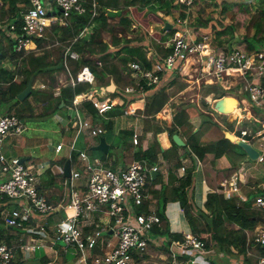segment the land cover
<instances>
[{"label": "trees", "instance_id": "obj_1", "mask_svg": "<svg viewBox=\"0 0 264 264\" xmlns=\"http://www.w3.org/2000/svg\"><path fill=\"white\" fill-rule=\"evenodd\" d=\"M1 1L0 33L5 34L8 43L7 45L0 43V106L3 102H7V112L14 113L19 119H25L26 117L34 116V101L41 102L43 112L38 114V116H48L55 114L60 109H67L77 94L91 90L92 88H96L99 92H102L101 87L113 81L116 89L113 92H105V94L112 97V99L122 96L124 98L123 104H116L104 116L97 112L91 101H83L80 105L81 110L90 114L95 125L104 128L103 133H108L114 129L116 125L114 118L119 116L131 117L129 119L131 125H119L117 140L114 144H109L106 153L103 152L101 159L104 163L107 165L108 160L111 159L112 164H115L118 157V154L116 155L117 148L124 144H130L129 146L132 147V158L130 161L146 160L149 163L156 164L159 162L160 155L167 158L179 147L172 139V135L178 133L186 141L184 148H189L188 155L192 159L195 157V159L200 160L204 167L207 164L205 168L206 177L213 181V184L210 183L211 190L206 194L203 203L204 208H200L195 205L191 192L195 176L194 164L187 167L184 174L177 179L169 174L167 183L162 181L158 173L152 178L151 183L153 185L149 187V191L157 195L155 212L160 217L161 223L153 226L151 234L163 238V251L170 255L171 242L173 240H183L184 238V233L172 232L170 230V222L165 213L166 204L169 201H178L191 233L204 240L205 249L218 244L221 249L230 250V245L233 244L237 246L239 252L245 253L247 246L245 231H251L257 227L260 221L256 217L264 216V213L252 206L250 197L252 192L248 194L249 197H247L246 201L239 203L235 194L230 198H226L218 190L219 186L216 183V178L220 176V172L223 177L230 176L237 168L238 163L246 158V153L242 147L224 137L222 133L216 140H211L205 135L212 126L217 124L214 121L213 115H211V113L213 114L216 111L211 109L210 112H204L190 102H185L175 106L176 110L172 114L171 119H157L156 114L171 99L173 90L176 89V92H178L184 88V85L181 82H177L174 78L169 79L168 82L161 86L167 74L173 72L165 70L160 72V81L158 83L151 85L144 83V87L140 93L147 94L143 108L137 109L136 114H124V110L135 102L133 98L137 97L138 100L143 96L138 93L134 95L123 93L127 85L135 83V80L130 75L128 63L136 61L143 68L151 67V61L147 57L145 45L140 42L132 43V36L135 32L133 24L136 23L148 28L153 18L165 23L166 19L164 20L162 17H159L158 12L161 11L169 14L172 9L176 8L179 11L178 16L181 17L177 16L174 20H168L167 22H170L171 29H167L164 36L161 35L160 37V41L166 44L175 32L177 20L183 19L186 23L188 22L186 17L187 6L180 0H94L96 2L94 8L92 5L93 0H84L86 5L85 12L81 14L71 13L65 25H51L50 31L53 37L57 36L58 44L40 53L37 50L19 52L14 49V35L20 31L22 12L29 4V0ZM215 4L220 11L219 14H223L222 12H225L233 3L230 4V0H219V2L214 1ZM108 9H121L122 12L120 15L110 16L107 15ZM240 11L242 14L250 13L242 36L235 34L237 28L233 21L224 25L215 23L210 25L209 22L212 19L208 18L213 17L212 15L208 16V18H198L197 22L192 24L193 29L191 31L197 38H202L203 35L207 34L209 41L218 39L221 44L223 40H220V37L224 34H229L230 37L228 39H231V48H240L249 52L264 48V0L257 1V4L255 0H245L244 4L240 7ZM12 25L16 27L11 29ZM89 25L92 27L90 34L87 37L77 38L72 42L74 37L84 27ZM206 28H208L207 31L204 30ZM155 34L157 35V33ZM42 40L45 39H36V48L42 46ZM70 44L71 50L80 54L78 60L70 57L64 59L62 55L63 49ZM161 50L159 58L161 56L162 58L165 57L172 48L171 46H162ZM5 59L12 61L15 67H3L2 61ZM64 61L68 64V69H66ZM98 61L100 62L99 64ZM83 65L89 66L93 71L95 83L91 84L85 81L76 82L75 84L70 82L65 83L59 86V92L55 94L54 90L58 87L56 73L60 70L67 73L68 77L69 75L75 76ZM17 77H19L18 80L16 79ZM31 77H33V81L38 79L47 81L49 78L51 80H49L48 84H45L44 88L32 87L30 95L20 101L17 95L25 88ZM257 81L264 86V78H258ZM215 90V85H208L205 90V96ZM150 91L153 92L148 95ZM223 95L224 91L221 90L217 97H222ZM30 98L33 99V102H31L32 99L30 100ZM234 114L239 115L237 110ZM195 116L199 118H196L199 121L197 127L194 126ZM138 123L142 127L144 135L150 132L152 139L149 142L146 139L142 140L134 146L132 137ZM233 126L234 124L231 123L230 131H233ZM163 131L168 132L172 141V145L168 149H162L157 139L158 133ZM101 136L106 140L104 135ZM160 141L163 145L167 143L165 134L163 137H160ZM77 147L79 149L78 145ZM111 147L115 149L116 153H110ZM208 154H213V158L209 159L207 157ZM77 155L78 150H73L71 162L75 161ZM63 161L64 159L61 158L57 162L62 163ZM251 163V167L245 171L242 179H239L240 186L245 182L248 183L259 179L264 180V154L263 159L252 160ZM53 164H55V161H52L49 166H45L43 169L50 177L51 182L49 183H56V179H65L63 175L59 174L61 176L59 177L52 173L51 166ZM180 166V160L173 164L174 168ZM156 184H159L158 189L153 188ZM63 192L64 190L61 191V197H64L65 193ZM10 203L11 201L7 197L0 199V242H6L8 245L16 242L18 237L16 233L20 232L18 229L6 225L5 220L1 216V209ZM139 210L148 211V201ZM231 225L233 226L231 227ZM254 249L259 256L264 250V245H258ZM188 256H190V253L187 252H184L183 256L178 255L179 258H187ZM35 260L44 264L48 261V258L35 257ZM246 260L252 261V257L244 255V261ZM10 264H21L20 259H14ZM204 264H212V262L208 261V263Z\"/></svg>", "mask_w": 264, "mask_h": 264}, {"label": "built area", "instance_id": "obj_2", "mask_svg": "<svg viewBox=\"0 0 264 264\" xmlns=\"http://www.w3.org/2000/svg\"><path fill=\"white\" fill-rule=\"evenodd\" d=\"M180 1L189 7L196 0ZM92 5L95 8L94 0ZM85 10L84 0H29L22 12L20 31L14 35L15 50L29 51L32 47L35 48L36 39L45 36L47 27L51 24L65 25L71 13L81 14ZM184 24L182 19L175 23V32L169 39V45L167 43L172 50L165 57L147 56L151 67L143 68L136 61L128 63L135 83L127 85L125 92L131 95L140 92L144 83H158L160 72L175 71L182 67L184 60L197 56L202 64L203 76H210L213 80H226L225 73L228 76L234 73L242 75L243 89L252 106L247 119L251 123L239 127L242 119L238 118L239 115L235 116L233 120L240 124L237 126L235 123L234 132L238 131L237 137L250 143L254 137L261 136L264 139V86L257 81L258 78H264V48L254 52L240 48H211L203 53L206 46L210 45L208 35L197 38ZM15 27L12 25L11 29ZM90 31L91 25L84 27L72 42L88 35ZM63 57L78 60L80 54L71 50L70 44L63 50ZM68 78V82L72 84L95 81L94 73L87 65H83L75 76L69 75ZM40 86L44 87L43 84ZM54 91L58 94L59 86ZM86 100L93 103L99 114H104L116 101L107 94H100L95 88L81 92L73 98L68 107L71 111L68 116L74 135L66 157L71 160L72 151L78 150L75 161L81 162V167L75 168V161L71 162L67 191L61 200L52 202L42 189L38 174L46 165H36L30 159L8 157L0 151V199L7 197L12 203V207L6 205L1 209V216L6 225L20 231L16 233L18 237L14 244L0 242V264H10L17 259V253L18 258L23 260L42 244H49L53 249L55 245H59L64 253L72 248L79 264H138L139 257L146 253L151 230L161 221L155 209L150 206L148 211L139 209L148 201L152 172L159 171V167L146 160H132L125 166L113 168L106 165L101 158H91L85 150L78 149L77 140L84 131L89 135H100L104 132V128L95 125L91 118L82 116L79 106ZM23 129V121L17 115L12 112L1 113L0 146L11 133H19ZM139 136V132H134V144L138 143ZM63 146V143H57L55 152H60ZM256 147L259 151H264L263 140ZM261 152L258 160L263 159ZM180 169L183 171L184 167ZM244 171L241 166L219 182L218 190L226 198L235 194L239 203L247 200L239 184ZM58 172L63 175V168L60 167ZM252 190V206L264 211V193H259L254 187ZM64 207L72 209L73 213L59 218L57 213ZM51 216L55 218L52 224L42 221ZM247 236L256 245H264V226L258 225L250 233L247 232ZM50 238L53 240L50 241ZM112 238H117V241L114 243ZM204 244V240L193 233H184L183 240H175L170 245L173 263L195 264L196 258L192 251L202 250ZM184 252L190 253V256L180 259L178 255L182 256ZM53 263L54 260L45 264ZM251 264H264V250Z\"/></svg>", "mask_w": 264, "mask_h": 264}, {"label": "rangeland", "instance_id": "obj_3", "mask_svg": "<svg viewBox=\"0 0 264 264\" xmlns=\"http://www.w3.org/2000/svg\"><path fill=\"white\" fill-rule=\"evenodd\" d=\"M234 1L235 2L232 5H230L229 8L227 10H225V12H222L223 14H219L220 11H219L218 7L216 5H214V3L212 4L213 6H208V9L210 10L208 15L213 16V17H209V18L202 16L208 10H204L203 5L201 3H198L196 5L197 6V12H195V14H193V15L187 14L188 22L186 24H184V27L185 28L188 27L190 30H191V28L193 29L192 24L197 22L198 18H200V19H203V18L212 19L209 22L210 25H213L214 23L218 24V25H224L226 23H229L230 21H233L236 28H237L235 34L242 36L244 34L245 25L248 22V16L250 13H243L242 14L240 11V7L244 4L245 0H234ZM257 1H259V0H255L256 4H257ZM234 6H236V7H234ZM195 15L201 16V17H197ZM174 18L175 17H172L173 20H174ZM140 27L136 28L132 37H134L136 35H138V37H140L142 34H145V33L147 35L149 34L150 29L145 30V29H141ZM153 34H155V32ZM229 37H230L229 34H224L223 36H221L220 40H223L222 44L218 41V39H213L212 41H210V43H209L210 45L208 44L209 46H206V51H210L211 48L212 49H214V48L215 49H225V48L231 49V39H228ZM133 40H134V38H133ZM169 41L167 42L168 45L170 43ZM167 43H166V45H167ZM150 57L154 58L155 56H150ZM202 59L203 58H201V60ZM201 65L202 64L200 62V59L197 56L189 57L188 59L183 61L182 67L179 69H176L172 76H170L165 82L163 80V83H166V82H168L169 79L174 78L175 80H177V82H181L184 85V88L178 92H176V89L173 90V94H172L171 99L165 104L164 108L160 111V115L158 117H160L161 119L169 120L172 117V114L174 113V111L176 110L175 106L183 104L185 102H190L191 104L195 105L201 111L210 112V110L213 109L212 105L215 101L214 99L217 98L218 93L221 90H225L224 95H227L229 93L234 94V95H238V96L243 95L240 92L241 91L240 85L242 86V83H243L242 82V75H239V78H240V80H239V78L237 77V74L228 76L227 73H225L226 80L222 84H219V83L215 84V86H216L215 92H211L210 94L205 96L206 95L205 90L209 84H205L204 80H206L207 82H212L213 78H211L210 76H204L203 77V75L201 74ZM56 74H57L56 75L57 81H58L59 77L61 79H63L62 81L59 80L61 84L63 83L62 85H64L65 83H69L68 82L69 78L67 76V73L61 72L60 74L59 73H56ZM49 80H51V79L49 78ZM43 81L44 80H42V79H38L35 83L37 85H39V82H43ZM48 83H49V81H47L45 84H48ZM94 83H95V81H94ZM239 83H240V85H239ZM110 84H111V82L108 85L104 86V88L107 89V86H109ZM152 92L153 91H150L148 93V95L151 94ZM99 93L105 95V91H102ZM110 98H112V97H110ZM31 99L32 98H30V100ZM133 99L137 100V97H135ZM238 100H240V102H242L241 99H238ZM234 101H233V103H234ZM34 105H35L34 116L26 117L24 119L23 124L25 126V129L20 134L21 140H22V138H26L25 144L19 146L17 151L22 156H26L25 158H31L32 162L36 165H38L41 162H45V161L49 162L50 160L57 162L56 160L59 157H61L65 152L68 151V146L72 140V135H73L72 134V130H73L72 129L73 128L72 122L69 121V116L67 115V109L66 108L60 109L55 114L48 115V116H38V114H41L43 112V108L41 106L42 103L34 101ZM238 105H239V102L236 104L237 107L235 108V110L231 113H234L237 110L239 117H240L241 116L240 111H239L240 106H238ZM240 105H241V103H240ZM134 106L137 107L136 105H134ZM241 107H242V105H241ZM220 110H222V109H220ZM220 110L218 109V112H215L213 114L211 113V115H213V117H214V121L217 122V124H215V126H212L205 133L211 139L213 137H215L216 134L219 133V129H220L221 125H224L227 128H230L231 123H233L234 129H236L235 123L232 122V120L234 118L233 117L229 118L230 111L229 110L228 111H226V110L220 111ZM81 114L83 117H89L92 119L90 114L85 113L83 110H81ZM58 115H60V116H58ZM100 115L104 116L105 114H100ZM196 118H198V117L195 116V119H194L195 125L194 126L197 127L199 125V121H198L199 118L198 119H196ZM129 119H131V117H129V116H119L117 118H114L115 123H116L114 129L108 133L101 134V135H104L106 137V141L108 142V144H112V143L114 144V142L117 140L116 137L118 136L117 132L119 131V125H123V126H130L131 125V123L129 122ZM243 119L244 120H241L242 124L239 127H245L246 125H249L247 118H243ZM120 122H121V124H120ZM229 122H231V123H229ZM101 124H103V123H101ZM239 127H237V128L239 129ZM134 131L135 132L141 131L143 133L142 127L139 125V123L137 124V128L135 127ZM235 133L239 134L238 131H236ZM101 135H89L86 131H84L81 134V136L79 137V140L77 143V145L79 146V149L85 150L91 158H93V157L101 158L103 155V152L99 149L93 148V146L99 142V140H100L99 137ZM144 136H145L144 133L141 135V138L139 136L138 143H140L141 139H143ZM151 139H152V134L149 133L146 136V140H148V142H149ZM261 140H263V138L261 136L258 138L254 137L253 138L254 146L256 145L259 147ZM60 141L64 142V150L57 153V152H55L54 149H55L56 143L60 142ZM134 146H135V144H134ZM262 149H264V148H262ZM122 150H123V147L121 146V147L117 148V153H116L115 149L113 147H111L110 153L111 154L116 153V155L118 154L117 162H120L122 160V161H126L128 163L132 158L131 157L132 147H129L128 149H126V151L123 152L121 155V154H119L118 151H122ZM248 162H250V164H252L251 163L252 160L248 161ZM73 166L75 168H80L81 162L75 161ZM237 167H238V165H237ZM57 170H59V169L57 168ZM53 174H56L59 176L60 173L59 172L57 173L54 171ZM59 177H61V176H59ZM49 178L50 177L47 175L45 170H41L40 173L38 174V179L44 185L43 188L46 190H51L52 191L51 193H54L57 191V189H54L52 186L49 187V189L46 187L49 184ZM56 180H57L56 183H53V185H56L58 187V191L56 192L57 196H58V194L59 195L61 194L62 190H64L63 193H66L69 178L65 177V179H56ZM60 189H62V190H60ZM258 210L261 211L262 213H264V211H262L261 209H258ZM72 213H73L72 209L64 207L61 210H59V212L57 214H58L59 218H65L69 215H72ZM40 218H43V217H40ZM48 218H46L45 220L42 219V221H46V223L52 224L53 222H49ZM51 219L53 221H55L53 216H51ZM259 225L264 226V223L260 221ZM49 240L52 241L53 239L50 238ZM112 241L115 243L117 241V238H112ZM173 247L175 248V246H173ZM192 252L194 253V251H192ZM31 254H33V255H31ZM31 254L29 256H26L27 259L22 264H41L38 260H35V257H37V258H43V257L50 258V255H54V249L52 247H50L48 244H46V245L42 244L40 247L35 249V251H32ZM153 255L157 256V257H161L159 254H156V253H154ZM18 257H19V253H17L15 255V258H17V260H19ZM66 257L68 258V261H69L68 264H74V261H76V259L78 258L76 255H74V250L72 248H70V250L66 253ZM51 259L54 260L53 264H63L61 262L62 257L59 254L57 257H55V258L52 257ZM162 259H169V257H164Z\"/></svg>", "mask_w": 264, "mask_h": 264}, {"label": "crops", "instance_id": "obj_4", "mask_svg": "<svg viewBox=\"0 0 264 264\" xmlns=\"http://www.w3.org/2000/svg\"><path fill=\"white\" fill-rule=\"evenodd\" d=\"M214 1H218L219 2V0H196V1H194L193 5L187 7V14H189V15L195 14V12H197V6L196 5L198 3H201L203 5V9L204 10H208L202 16L203 17H208V16H210V15H208L209 12H210V10L208 9V6H213L212 4L214 3ZM234 2H235L234 0H230V4H232ZM1 4H2V1L0 0V6H1ZM178 14H179V11L176 10V8L175 9H172L169 14L163 13L161 11L158 12L159 17H162L164 20L166 19V22L168 20H172V17H177ZM195 16H197V15H195ZM178 17H181V16H178ZM197 17H201V16H197ZM166 22L164 23L163 21H161L159 19L153 18L152 21L150 22L148 28L143 27L142 25H139V24H136V23L133 24L134 31L136 30V28H138V27L141 26L140 27L141 29H145V30H149L150 29V32H149L148 35L145 33V34H142L140 37H138V35L134 36L133 37L134 40H133L132 43H139L140 42L143 45H145V48H146V51H147V56H156V57H159L161 55L160 53L162 52V50H161L162 46L163 47L164 46L167 47L166 44H164V43H162L160 41L161 35L164 36L165 31H166V29H165ZM51 25L49 27H47V29H46V34L43 37L45 40H42V46L40 48H38V47L36 48L35 47L36 49L34 47H32V50H37L38 52L42 53L43 51H45V49H50L52 47H55L58 44V38H57V36H54L53 37L52 36V32L50 31ZM191 30H192V28H191ZM204 30L207 31L208 28H206ZM154 32L157 33V35L153 34ZM159 34H160V36H158ZM0 43H2L3 45H7V43H8V39H7V37L5 36L4 33H0ZM161 44H164V45H161ZM36 46H37V44H36ZM62 55H63V53H62ZM66 64L67 63L64 61V65H65L66 69H68V64L67 65ZM2 66L3 67L14 68L15 67V64L12 61H9V60L5 59V60L2 61ZM172 71L173 72H170V73L167 74L166 78L164 79V82L170 76H172L174 74L175 71L174 70H172ZM61 72L62 71L59 70L57 73L60 74ZM234 74H237V73H234ZM237 77L239 78V75H237ZM16 79L18 80L19 77H17ZM59 80L62 81L63 79H61L59 77L58 78V81H57L58 86H61L63 83L61 84ZM239 80H240V78H239ZM47 81H49V79ZM47 81L44 80L45 83ZM224 81H225L224 79H222V80H213L212 82H207L206 80H204L205 84H209V85H212V84L215 85V84H218V83L219 84H222ZM40 84H41V82H39V85ZM163 84L164 83L162 82L161 86ZM39 85L36 84V86H39ZM239 85H240V83H239ZM240 87H241V91L240 92L243 95H240V96L236 95L238 97V99H241V101H242V102H240V100H239V103H241L242 107H241L240 104L238 105V106H240V110L239 111H240V114H241V116L238 117V118L239 119L241 118L242 120H244L243 118H247L248 119V115H249V113L251 111L252 106H251L250 100L248 98V94H246L245 91H244V89H243V85L242 86L240 85ZM223 91L225 93V90H223ZM212 92H215V91H212ZM146 96H147V94H144L143 96L140 97V99L135 100V102L133 104L136 105L138 109L143 108V105H144L145 97ZM114 99L117 100V97L114 98ZM31 102H33V100H31ZM7 107H8L7 102H3V104L0 106V114L1 113H4V112H7L6 111L7 110ZM236 107L237 106H235L233 109H235ZM216 112H218V111H216ZM70 113H71V111L69 109H67V115H69ZM159 115H160V112H158L156 114L157 119L160 118V117H158ZM58 116H60V115H58ZM242 116H243V118H242ZM21 120L24 123V119H21ZM232 121L234 123H236L237 126L240 123L242 124V122L237 123L236 120H232ZM247 121L249 122V124L251 123L249 120H247ZM229 123H231V122H229ZM136 128H137V126H136ZM24 129H25V126H24ZM223 129L230 130L226 126L221 125L220 126V129H219V133L216 134L215 137H213L212 139L210 138V139L211 140L218 139L221 136V133L223 134ZM233 131H234V127H233ZM21 133L22 132H19V133H11L4 140V142L2 143V145L0 146V151H2L8 157H18L21 160H24V159L25 160H27V159H30L31 160V158H25L26 156H22L17 151L18 147L21 146V145H24L25 144V141H26V138H22V140L20 139V134ZM139 133H140V135L143 134L141 131ZM149 133L150 132L146 133L145 136H144V138L141 139V141L142 140L144 141L146 139V136ZM72 134L74 135V129L72 130ZM164 134L166 135V138H167V143L165 145H163L161 143V141H160V137H163ZM205 135L207 136V134H205ZM233 135L235 136V134H233ZM180 137L183 139V141L186 144V141L184 140V138L181 135H180ZM235 137L237 138V136H235ZM157 139H158V141H159L162 149H168L172 145V141L169 138V134H168L167 131H163V132L158 133ZM60 142L64 144L63 141H60ZM60 142H57V143H60ZM129 145L130 144L122 145L123 150L122 151H118L119 154L122 155V153L125 152L126 149H128L130 147ZM62 150H64V146H63ZM188 153H189V148L188 147L184 148V146H179L175 150V152L173 154L169 155L167 158H165L162 155H160L159 162H158V164L160 165V171L158 172V174L160 175L162 181L165 182V183H167V180H168V178H169L170 175H173V177L176 178V179L182 175V170L180 169L182 166L187 168V167L191 166L192 164H194L195 165V176H194L193 190H191V192H192V195H193V200L195 202V205L198 206V207H200V208H204L203 207V203H204V200H205V197H206L207 192L211 190L210 183L213 184V181H212V179H208L206 177L205 168L207 167V164L204 167L203 163L200 160L195 159V157H193L194 159H192L188 155ZM67 155H68V151L65 152L61 157H59L56 160V161H58L61 158H63L64 161L62 163L61 162H59V163L58 162H55V164L52 165L51 169H53L55 172H57V168L59 169V167H62L64 165V162L67 159V157H66ZM212 156H213V154H208L207 155V157L209 159L210 158H213ZM178 160H180L181 166L180 167H177V168H174L173 167V164L176 161H178ZM50 161L52 162L53 160H50ZM50 161L49 162L48 161H45V162H41V163H43L44 165L49 166V164L51 163ZM111 161L112 160L109 159L107 165L110 166V167H113V168L118 167V166H125L127 164L126 161H122V160L120 162H116L115 164H112ZM218 165H219V163H218ZM218 165H216V167H218ZM251 165L252 164H250V162H248L245 159L244 161H242V162H240L238 164V167L233 172L237 171V169L239 167H241V166H243V168L247 170L248 168L251 167ZM223 178L224 177L221 175V172H220V176L218 178H216L217 179L216 180V183H217L218 186H219V182ZM39 182H40V184H42L40 180H39ZM49 182H51L50 178H49ZM49 184H52V185H47L46 187L48 189H49V187L52 186L54 189H57V191H58V187L56 185H53V183H49ZM152 185H153L152 183H149V187H151ZM42 186L44 187L43 184H42ZM43 187H42V189L45 190V192L50 197V199L52 200V202L59 201V200H61L63 198L59 194L57 196V194H56L57 191L54 192V193H51L52 192L51 190H46ZM149 187H148V190H149ZM158 187H159V184H156V185L153 186L154 189H158ZM252 187H254L259 193L264 192V180L263 179H259V180H255V181H252V182H248V183L245 182V183H243L242 186H241L242 193L244 195H246L247 197H249L248 194L251 193V192H253ZM250 197H252V193H251V196ZM148 204H149L148 206H150L153 209H156V207H157L156 206L157 205V195L154 194V193H152V192H150V191H149ZM7 205H8L7 207H12V203L7 204ZM165 213H166V215H167V217L169 219V222H170V224H169L170 225V230L172 232H179V233L182 232V233H185V234L188 233V232H191L190 227H189V225H188V223H187V221H186V219H185V217L183 215L182 209L180 207V203L178 201H169L166 204ZM48 221L49 222H54L51 219V217L48 218ZM232 226L233 225H231V227ZM245 232H246V236H247V232L250 233L251 231L246 230ZM174 241L175 240H173L172 242H174ZM163 244H164L163 238H159L158 236L151 235L150 241L148 243L147 251H146V253L143 256L139 257L138 264H175V263H173L170 255L167 252H164L163 251V249H162V245ZM256 246H258V245H256L255 243H253L251 241V238L249 236H247V246H246L245 253L244 252H239L237 246H235L233 244L230 245V250L221 249L218 244L212 246L209 249H205L204 247H203L202 250L196 249L194 251V255H195V258H196V263L195 264H204V263H208V261H211L212 264H251L252 261L255 260V259H257V257H258V253L254 249V247H256ZM154 253L159 254L161 257L154 256L153 255ZM58 254L62 257V261L61 262L63 264H68L69 263L68 258L66 257V253H64L60 249V246L59 245H55L54 246V255H50V258H48V261H52L51 258L52 257L53 258L57 257ZM243 254L244 255L251 256L252 257V261H247V260L244 261V255ZM31 255H33V254H31ZM164 257H169V259H162ZM26 259H27L26 257L23 260L20 259V263L22 264ZM180 259H182V257ZM74 264H79L78 263V258L76 259V261H74ZM178 264H181V262H179Z\"/></svg>", "mask_w": 264, "mask_h": 264}, {"label": "water", "instance_id": "obj_5", "mask_svg": "<svg viewBox=\"0 0 264 264\" xmlns=\"http://www.w3.org/2000/svg\"><path fill=\"white\" fill-rule=\"evenodd\" d=\"M121 9H108L107 10V15L110 16H117L121 14ZM165 29H171V24L170 22H166L165 25ZM32 83H33V77L30 78V80L28 81L27 85L25 86V88L18 93L17 97L20 101L24 100L26 97H28L31 93L32 90ZM114 88V82L111 81V84L109 86H107V89L104 88V86L101 87V89L106 91H112ZM226 95L217 98L212 107L214 109H216L218 111V109H226L227 108V103H226ZM221 113V112H220ZM223 134L224 137L228 138L229 140L235 142L236 144H238L240 147H242V149L245 151L246 153V160L247 161H251V160H257L259 155H260V151L250 142L247 141H242L239 138H236L228 129H223ZM172 139L174 140V142L179 145V146H185V142L183 141V139L180 137V135L178 133H174L172 135ZM93 148L95 149H99L102 152L106 153L108 151L109 145L106 142L105 138L103 136L100 137L99 142L93 146ZM70 171H71V161L69 158L66 159V161L64 162L63 165V175L65 177H69L70 176ZM156 173L153 172L152 176L155 177ZM259 221L264 223V216H258L256 217Z\"/></svg>", "mask_w": 264, "mask_h": 264}, {"label": "bare ground", "instance_id": "obj_6", "mask_svg": "<svg viewBox=\"0 0 264 264\" xmlns=\"http://www.w3.org/2000/svg\"><path fill=\"white\" fill-rule=\"evenodd\" d=\"M183 20V19H182ZM185 21V20H184ZM185 24H186V21H185ZM91 30H92V27H91ZM91 32V31H90ZM90 34V33H89ZM88 34V35H89ZM88 35H86V36H82V37H87ZM81 37V38H82ZM65 49V48H64ZM63 49V50H64ZM203 53H206V49L203 51ZM151 84H156V83H150V85ZM116 89V85H115V83H114V88H113V90L112 91H110V92H113L114 90ZM109 92V91H108ZM142 91H140V92H136L135 94H140ZM123 93L124 94H126V95H131V94H129V93H126L125 92V90L123 91ZM134 95V94H133ZM140 95H144V94H140ZM112 99V98H111ZM227 101H226V103H227V108L226 109H223V110H226V111H230V114H229V118H234L235 116H237L236 114H234V113H231V112H233L235 109H233L235 106H236V104L239 102V100H238V97L236 96V95H234V94H227L226 95V98H225ZM114 100H116V99H114ZM235 100V101H234ZM233 101H234V103H233ZM124 103V98L122 97V96H119V97H117V100L115 101V103L114 104H112L111 105V107L109 108V109H107L106 111H105V113L108 111V110H110L113 106H115L116 104H123ZM133 111H132V110ZM137 107H135L134 106V104L132 103V104H130L125 110H124V114L125 115H132V114H136L137 113ZM220 110V109H219ZM220 111H222V110H220ZM104 113V114H105Z\"/></svg>", "mask_w": 264, "mask_h": 264}, {"label": "clouds", "instance_id": "obj_7", "mask_svg": "<svg viewBox=\"0 0 264 264\" xmlns=\"http://www.w3.org/2000/svg\"><path fill=\"white\" fill-rule=\"evenodd\" d=\"M14 49H15V47H14ZM32 50V49H31ZM22 51H24V50H22ZM20 52V51H19ZM24 52H28V51H24ZM37 81V80H36ZM36 81H33V83H32V87H39V88H44L45 87V82L43 81V82H41V84H43L44 85V87H41L40 85L39 86H36ZM35 83V84H34ZM91 84H94V83H91ZM96 89V88H95ZM89 91V90H88ZM102 91H103V89H102ZM104 91H106V90H104ZM106 92H108V91H106ZM224 96V95H223ZM220 98V97H219ZM216 100V99H215ZM86 101H88V100H86ZM240 104V103H239ZM69 107V106H68ZM68 107H67V109H68ZM80 107V106H79ZM213 108V107H212ZM214 109V108H213ZM215 111H217L216 109H214ZM233 122V121H232ZM230 131V130H229ZM232 132V131H231ZM234 132V131H233ZM233 134H235V136H237V134L234 132ZM101 135V134H100ZM238 138V137H237ZM240 139V138H239ZM251 144H253L254 145V143L252 142ZM255 147H256V145H255ZM257 148V147H256ZM258 149V148H257ZM259 150V149H258ZM263 152V151H262ZM59 153V152H58ZM262 154H264V153H262ZM245 160V159H244ZM243 160V161H244ZM258 160V159H257ZM71 161V160H70ZM242 162V161H241ZM240 163V162H239ZM238 163V164H239ZM152 164V163H151ZM157 165H158V167H159V171H160V165L158 164V163H156ZM52 167V166H51ZM62 168H63V166H62ZM185 169H186V167H184V170L182 171V175L184 174V172H185ZM51 171L54 173V170L53 169H51ZM159 171H157V172H155L156 173V175H157V173L159 172ZM245 171H246V169H245ZM245 171H244V173H245ZM153 173V172H152ZM155 175V176H156ZM231 175V174H230ZM64 176V175H63ZM65 177V176H64ZM152 178H153V176H152ZM225 178V177H224ZM152 182V181H151ZM149 187V186H148ZM148 192H149V190H148ZM262 193H264V192H262ZM252 198V197H251ZM184 235V234H183Z\"/></svg>", "mask_w": 264, "mask_h": 264}]
</instances>
